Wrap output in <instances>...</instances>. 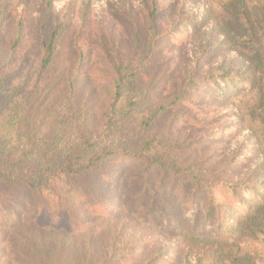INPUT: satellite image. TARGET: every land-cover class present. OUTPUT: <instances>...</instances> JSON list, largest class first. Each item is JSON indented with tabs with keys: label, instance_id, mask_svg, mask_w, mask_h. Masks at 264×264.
<instances>
[{
	"label": "rangeland",
	"instance_id": "obj_1",
	"mask_svg": "<svg viewBox=\"0 0 264 264\" xmlns=\"http://www.w3.org/2000/svg\"><path fill=\"white\" fill-rule=\"evenodd\" d=\"M8 1L3 2L0 13L1 62L7 59L16 17H22L27 24L25 17L31 22L29 16L35 12L36 0H26L25 9L20 7V0ZM51 2L53 14L59 19V35L55 39L59 51L50 76L51 85L55 86L46 96L28 90L34 83L30 79L36 78H30L29 73L36 72L32 69L37 64H33L32 55L24 48L11 62L12 66H7L14 74L4 81L3 109L16 102L25 106L26 98L35 109H77L75 113L62 110L57 120L64 127L81 122L90 132H96L105 123L109 110L126 112L129 101L135 100V109L141 110L132 115V122L141 123L152 112L150 106L194 91V98L201 96L199 107L171 111L164 119L175 114L190 118L191 123L171 124L175 137H189V143L199 138L202 147L197 159L205 160L211 168L225 167L229 178L250 176L249 185L264 186V90L260 85L263 56L262 48L257 46L264 43V0H156L158 14L152 25L160 31H153L155 42L150 52L148 44H139L148 37L144 19L150 11V0ZM241 12L248 16L247 24L242 22ZM131 15L133 19H128ZM135 16L139 26L135 25ZM24 38L29 39L28 33ZM118 63L128 69L129 80L122 101L113 106L111 92L116 75L112 67ZM221 74L229 77L228 82H222L226 86H192ZM237 76L245 77L254 87L249 90L248 84L245 90L232 92ZM27 90L32 94L28 96ZM217 90L229 95L219 96ZM229 129L232 132L228 137H222V132ZM214 134L218 136L213 138ZM110 168L112 172L121 168L131 180L130 165L114 161ZM169 185L167 182L164 187L168 197L164 196L163 203L171 207L178 221L170 235L161 236L152 230L140 216L145 204L134 202L133 195L129 196L130 187L120 185L106 193V199L113 204L106 206L105 212L88 211V203L82 199L74 204L67 216L70 227L51 235L52 244L62 248L66 256L75 257L90 250L101 255L104 243L110 240L115 242L118 252L122 246L132 249L129 257L142 255L151 264L158 258L160 264H182L180 255L191 243L195 258L190 264L213 260V264H264V208L253 197L250 213L237 221L233 240L220 242L200 236L196 228L188 225L176 201L168 195ZM95 191L89 195L90 205L91 198L97 197ZM9 218L3 216L2 220ZM137 243H144L149 251L139 254L134 250ZM239 248L243 255L236 256Z\"/></svg>",
	"mask_w": 264,
	"mask_h": 264
},
{
	"label": "trees",
	"instance_id": "obj_2",
	"mask_svg": "<svg viewBox=\"0 0 264 264\" xmlns=\"http://www.w3.org/2000/svg\"><path fill=\"white\" fill-rule=\"evenodd\" d=\"M25 1L20 0L22 9L26 7ZM3 2L9 1L0 0V13ZM33 2L35 12L29 16L31 22L25 17V24L22 17H16L7 59L4 62L0 60V264H151L148 258L142 259V255L132 254L129 257L128 252L132 249L127 250L125 246L118 252L115 242L110 240L104 243L101 255L90 250L84 256L70 257L50 239L51 235L68 230L70 221L67 216L80 199L88 203V211L105 212L106 206L113 204L106 199V193L120 185L130 187L129 196L133 195L134 202L140 206L145 204L140 216L161 236L170 235L178 225L171 207L163 203L166 196L164 187L169 182L168 195L176 201L178 210L191 228H196L200 236L220 242L233 240L237 221L251 211L250 198L253 197L256 204L264 208V186L249 185L252 184L250 176L229 178L225 167L211 168L205 160L197 159L202 147L199 138L189 143L186 141L189 137H175L171 124L191 123L190 118L175 114L171 119H164L171 111L186 106L188 109L199 107L201 96L194 98V91L150 106L148 109H153L152 112L141 123L132 122V115L141 110L135 109V100L129 101L126 112L109 110L105 123L96 132H90L81 122L62 126L61 120H57L60 113L72 109H35L27 98L25 106L16 102L3 109L6 104L3 98L4 81L14 74L7 66H12L11 62L20 56L24 48L32 55L33 64H37L36 69H32L36 72L29 73L30 78L32 75L36 78L30 79L34 83L28 90L46 96L55 86L51 85L50 76L59 51L55 43L59 35V19L53 14L51 0ZM133 6L132 3L131 8ZM156 14V0H150V11L144 19L148 37L139 41L140 45L148 44L147 52L153 49V31H160L152 25ZM240 15L242 22L247 24L249 20L245 12ZM133 16L128 19H133ZM135 18V25L139 26V20ZM26 33L29 39L24 38ZM247 44L256 46L252 42ZM257 46L262 48L260 85L264 90V43ZM112 68L116 75L111 92L112 105L115 106L122 101L129 77L126 73L128 69L122 68L120 63ZM228 81L227 74L213 75L192 83V86H226L227 83L222 82ZM68 82L71 84L72 81ZM234 82L236 85L232 92L245 90L248 84L249 90L254 87L243 76H237ZM28 90L29 96L32 93ZM216 93L219 96L229 95V92L218 90ZM231 132L232 129H229L221 136L227 138ZM216 136L212 135L213 138ZM114 161L131 166V180L126 178L121 168L112 172L110 165ZM92 188L96 189L97 197L91 198L90 205L88 199ZM3 216L10 218L4 221ZM137 244L134 250L140 251L139 254L150 249L144 243ZM189 244L190 247L180 255L182 264H190L195 258L192 256L193 247ZM242 251L237 249L236 256L243 255ZM160 263L158 258L154 264ZM213 263L214 260L207 264Z\"/></svg>",
	"mask_w": 264,
	"mask_h": 264
}]
</instances>
